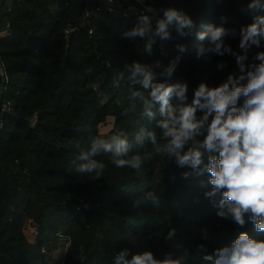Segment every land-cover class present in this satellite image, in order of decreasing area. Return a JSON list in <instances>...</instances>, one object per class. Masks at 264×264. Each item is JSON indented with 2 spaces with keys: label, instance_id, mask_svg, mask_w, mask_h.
<instances>
[{
  "label": "trees",
  "instance_id": "trees-1",
  "mask_svg": "<svg viewBox=\"0 0 264 264\" xmlns=\"http://www.w3.org/2000/svg\"><path fill=\"white\" fill-rule=\"evenodd\" d=\"M121 1L141 6L140 0ZM250 2L145 0L147 6L184 11L197 32L208 24L236 29L237 36L227 37L225 43L238 54H244L239 48L240 27L264 16V9L248 10ZM2 13L11 22V34L0 36L4 64L0 67V264H115V255L123 249L129 250L128 259L151 251L157 259L171 253L181 264H210L202 256L231 246L241 232L264 240V232L255 229L247 214L243 227L218 217V208L205 197L211 188L209 174L185 179L181 174L190 169L178 167L174 158L155 155L137 172L116 168L110 155L102 153L95 157L106 164L102 178L90 179L76 171L83 163L78 159L80 150H86L94 136L119 130L132 139L141 127L154 130L158 139L161 136L156 128L160 117L151 121L143 117L140 103L129 99L131 86L117 90L111 85L125 63L154 65L159 60L167 66L181 55L170 79L160 75L162 68L154 71L158 82L186 83L191 103L202 82L212 88L229 74H240L235 57L214 53L198 57V49L207 48L208 41L195 33L180 37L175 32L170 40L157 38L152 55L143 53V40L123 35L135 26L137 17L118 16L102 0H21L12 12ZM67 28L72 29L68 36ZM177 45L186 51L180 54ZM259 52H264V39L248 50L245 64H259L254 59ZM221 62L226 64L223 69L217 67ZM172 103L179 101L173 98ZM238 103L242 105L243 98ZM5 104L9 110L3 112ZM196 115L200 118L203 112ZM102 126L109 127L105 134ZM151 150L146 140L133 143L129 154L143 156ZM149 191L160 195L159 207L134 206ZM28 228L33 240L27 237ZM173 228L175 239L166 241ZM61 238L67 247L58 260L54 252ZM199 245L205 246L203 252Z\"/></svg>",
  "mask_w": 264,
  "mask_h": 264
},
{
  "label": "clouds",
  "instance_id": "clouds-1",
  "mask_svg": "<svg viewBox=\"0 0 264 264\" xmlns=\"http://www.w3.org/2000/svg\"><path fill=\"white\" fill-rule=\"evenodd\" d=\"M142 3L143 0H140ZM264 9L262 0H251L248 10ZM159 12L146 6L139 13L135 26L123 35L126 38L143 40L142 52L153 54V46L157 42L172 39L175 32L180 37H188L195 33L201 41H208V47L198 49V57L205 53L219 56L229 54L235 57L240 74H229L216 87L210 88L201 83L194 91L191 103L187 102V84L157 81L154 68H162L160 75L171 78L181 60V55L171 59L167 66L157 60L154 65L137 61L125 63L111 81L114 89L130 85V100L142 106V115L149 121L160 117L156 128L161 130L158 139L154 130L141 127L130 139L124 131H115L110 135H97L90 140L89 147L80 150V163L76 171L90 179H100L104 175L106 164L95 157L109 154L111 163L116 168H129L137 172L143 163L155 155L174 158L180 168H188L181 175L201 177L209 174L207 184L211 186L205 197L218 208L217 216L231 219L238 226H245L248 220L254 224L258 232H264V52L254 57L259 64H245L247 52L253 46H260L264 39V16H255L254 22L242 25L239 29V48L244 54H238L225 43L229 36H237L236 29L223 26L205 25L202 32L196 31L194 21L184 11L176 8L161 9ZM221 21H226L221 17ZM178 52L186 51L184 45H177ZM224 62L217 65L223 69ZM246 81V83H242ZM139 85V88L134 86ZM176 98L179 103L173 105ZM243 98V103L238 102ZM135 107V105H133ZM203 112L197 118V111ZM128 110L125 109L124 115ZM211 117V119H209ZM203 137V139H201ZM149 141L152 150L143 156L130 155L133 143L143 144ZM80 149V145H76ZM206 157V159H205ZM174 179V177H173ZM204 186V181H200ZM217 197L219 200L217 202ZM151 203L159 207L161 197L156 191L145 193L134 206ZM207 237L206 230L204 231ZM176 230H169L166 241L174 240ZM177 249L181 244H175ZM199 251L205 250L204 245L198 246ZM129 250L123 249L115 255V264H181V259L173 258L171 253L163 259H157L151 251L135 254L128 259ZM204 261L210 264H264V240L251 238L248 233L241 232L231 246L215 249L210 255H203Z\"/></svg>",
  "mask_w": 264,
  "mask_h": 264
},
{
  "label": "built area",
  "instance_id": "built-area-1",
  "mask_svg": "<svg viewBox=\"0 0 264 264\" xmlns=\"http://www.w3.org/2000/svg\"><path fill=\"white\" fill-rule=\"evenodd\" d=\"M21 0H0V36L3 35H10L11 34V22L7 19V17L3 16V10L6 9L7 12H12L13 7L15 3L20 2ZM104 5L110 9L112 12L117 14L118 16H121L123 18H133L138 17L139 13L144 11V8L147 6L145 1L141 3L140 7H136L134 5H125L121 0H102ZM165 8H173L169 6H157L154 9H156L159 12V16L163 15L161 9ZM158 16V17H159ZM158 17L153 18V26H155L156 19ZM6 19V22L4 20ZM72 29L67 28L66 34L67 36L71 33ZM90 36L93 35V31L89 32ZM0 67H4L3 62L0 60ZM5 78L7 79V73L4 72ZM5 79V80H6ZM9 110V106L7 104L3 105L2 111L6 112ZM3 127V122H0V129ZM194 178V177H191Z\"/></svg>",
  "mask_w": 264,
  "mask_h": 264
},
{
  "label": "rangeland",
  "instance_id": "rangeland-1",
  "mask_svg": "<svg viewBox=\"0 0 264 264\" xmlns=\"http://www.w3.org/2000/svg\"><path fill=\"white\" fill-rule=\"evenodd\" d=\"M143 1H145V0H143ZM153 8H155V7H153ZM108 128L109 127H106V126H102L101 127V132H103L104 134L108 131ZM26 234H27V237L30 239V240H33L34 239V233H33V230L31 231V229L30 228H28L27 230H26ZM61 244H60V246L56 249V251L54 252V255H55V257H56V259H58V260H61L62 258H63V255H64V253H65V250H66V247H67V243H66V241L63 239V238H61Z\"/></svg>",
  "mask_w": 264,
  "mask_h": 264
},
{
  "label": "water",
  "instance_id": "water-1",
  "mask_svg": "<svg viewBox=\"0 0 264 264\" xmlns=\"http://www.w3.org/2000/svg\"><path fill=\"white\" fill-rule=\"evenodd\" d=\"M4 22H6V19L4 20Z\"/></svg>",
  "mask_w": 264,
  "mask_h": 264
}]
</instances>
